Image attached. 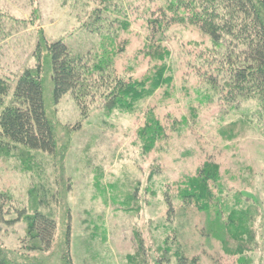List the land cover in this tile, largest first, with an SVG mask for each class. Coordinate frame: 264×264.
Segmentation results:
<instances>
[{
	"label": "rangeland",
	"instance_id": "374dc122",
	"mask_svg": "<svg viewBox=\"0 0 264 264\" xmlns=\"http://www.w3.org/2000/svg\"><path fill=\"white\" fill-rule=\"evenodd\" d=\"M166 2L0 0L6 102L16 77L34 66L41 34L90 63L102 58L104 75L138 83L122 102L102 87L54 103L45 70L55 153L0 146V252L10 262L157 264L181 248L199 264H264L261 94L230 93L219 68L225 43L197 26L162 23L152 33L148 19ZM148 117L158 121L159 139L147 137L150 123L142 132ZM39 183L55 193L47 250L29 249L25 214L17 216L31 212L28 191Z\"/></svg>",
	"mask_w": 264,
	"mask_h": 264
},
{
	"label": "trees",
	"instance_id": "16d2710c",
	"mask_svg": "<svg viewBox=\"0 0 264 264\" xmlns=\"http://www.w3.org/2000/svg\"><path fill=\"white\" fill-rule=\"evenodd\" d=\"M165 4L166 8L157 10L161 13L156 18L148 19L151 32L154 33L171 22L182 21L197 26L214 42H224L226 49L219 68L224 71L227 85L233 90L230 93L243 97L261 94V107H264V0H167ZM32 56L34 66L25 68L16 77L7 102L5 98L10 86L0 76L2 147L22 146L48 154L55 153L54 128L45 108L43 73L46 69L51 74L54 103L67 93L74 94L81 101L84 98L80 95L102 87H105L107 97H114L117 102H122L124 95L132 96L133 90L138 86V83H125L121 78L104 75L102 68L105 65L100 64L102 58H98L100 60L96 62L94 60L97 58H93L90 63L89 55L74 54L61 38L48 41L41 34ZM224 66L227 68L224 69ZM210 80L215 83L213 77ZM137 94L139 93L135 97ZM157 122L155 118L149 121L148 117L142 131H147L150 123L151 134L147 137L151 136V141L162 137ZM203 170L199 173L203 174ZM211 176L210 173L207 178ZM193 182L189 181L192 184L187 185V189L191 190L187 191L190 195L192 191L195 192L194 184L198 183V179ZM28 195L32 205L31 212L26 213L23 208L18 211L17 216L25 214L26 234L33 241L29 249L47 250L53 241L56 227L55 214L50 207V202L55 200V193L45 183H39L28 191ZM176 252L174 261H171V255H165L157 264H199L197 257L187 256L181 248H177ZM0 264L15 263L0 252ZM68 264H71L70 261Z\"/></svg>",
	"mask_w": 264,
	"mask_h": 264
}]
</instances>
